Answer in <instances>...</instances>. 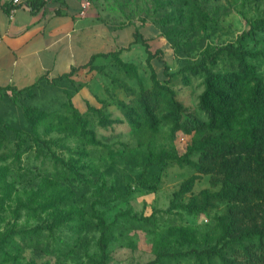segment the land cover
I'll list each match as a JSON object with an SVG mask.
<instances>
[{
	"label": "rangeland",
	"instance_id": "1",
	"mask_svg": "<svg viewBox=\"0 0 264 264\" xmlns=\"http://www.w3.org/2000/svg\"><path fill=\"white\" fill-rule=\"evenodd\" d=\"M89 1L103 25L101 49H119L123 60L136 65L144 87L151 86L150 69L144 46L132 42L134 29L148 37L152 52L160 51L172 73L168 82L187 120L205 119L198 109L203 76L179 73V69L197 62L205 52L237 43L243 32L264 20V0ZM260 26L242 41L245 48L264 50V25ZM99 61L105 64L102 71L82 69L72 80L0 95V239L12 235L20 244L6 246L13 258L0 264H147L158 252L168 257L173 251L201 249L215 241L216 220L224 203L207 210L183 207L201 189H218L210 175H201L191 192L174 198L181 182L195 171L171 156L186 153L192 133L172 130L166 122L156 133L133 129L125 121L100 126L88 105H99L111 118H122L117 101H128L140 84L113 58ZM252 61L260 67V61ZM153 64L165 81L162 61L156 58ZM26 105L48 116L33 125L24 115ZM74 107L87 110L84 127L73 115ZM70 158L73 168L61 161ZM191 158L196 159V154ZM19 198L34 205L49 201L60 209L17 213ZM63 210L69 219L60 223L55 214ZM178 227L194 230L195 240L172 237L169 231ZM21 231L32 232L33 241H23ZM163 260V264H198L193 256Z\"/></svg>",
	"mask_w": 264,
	"mask_h": 264
},
{
	"label": "trees",
	"instance_id": "2",
	"mask_svg": "<svg viewBox=\"0 0 264 264\" xmlns=\"http://www.w3.org/2000/svg\"><path fill=\"white\" fill-rule=\"evenodd\" d=\"M39 1L34 0L33 3ZM260 25H264V20H259L257 25L243 32L237 43L229 42L213 52H205L197 62L187 63L179 69V73L203 76L198 109L205 114L204 120L196 117L183 119L184 106L168 82L172 73L161 58L160 51H151L148 37L139 29H134L132 42L140 43L145 48L150 87H144L136 65L123 60L119 49L96 52L86 64L73 66L69 72L54 80H72V76L81 68L102 71L105 64H97L95 59L113 58L127 74L134 73L140 88L129 94L132 96L128 101H117L122 118H111L102 112L101 106L88 105L87 110L97 114L100 126L125 121L133 129L142 127L156 133L160 124L166 122L172 130L183 129L192 133L186 153L171 156L179 164H186L195 171L181 182L174 192V198L191 192L201 175H210L211 183L218 185V189H201L198 194H192L183 207L191 211L207 210L224 203V209L216 220L215 241L201 249L173 251L168 257L158 252L155 259L147 264H163V259L171 261L182 256H193L198 264H264V50L247 49L242 44L243 40L255 34L254 28H260ZM156 58L162 61L165 81L159 78L154 67L153 60ZM254 59L260 61V67L252 61ZM39 84L20 89L1 87L0 95L7 91L25 93ZM86 111L81 112L76 107L73 109V115L83 127L87 123L83 115ZM24 115L31 124L37 125L48 113L26 105ZM81 131L94 135L89 129L82 128ZM192 154H196V159L191 158ZM61 161L68 168L75 165L72 158ZM54 204L43 201L34 205L19 198L16 209L17 213L21 209L29 213L52 208L54 212L59 211V206L54 207ZM66 214L67 210H63L55 215L63 223L69 219ZM102 226L101 248L105 251L107 225L103 222ZM169 232L180 241H194L196 237L195 231L189 227H178ZM33 237L34 234L29 232L21 239L31 242ZM9 245L15 247L20 244L12 235L0 239V262L13 258L6 250Z\"/></svg>",
	"mask_w": 264,
	"mask_h": 264
},
{
	"label": "crops",
	"instance_id": "3",
	"mask_svg": "<svg viewBox=\"0 0 264 264\" xmlns=\"http://www.w3.org/2000/svg\"><path fill=\"white\" fill-rule=\"evenodd\" d=\"M33 1L22 0L11 13L10 0H0V88L52 83L92 54L117 50L101 49L104 29L93 1L85 7L86 0ZM99 58L94 62L102 64ZM82 69L88 70L75 74Z\"/></svg>",
	"mask_w": 264,
	"mask_h": 264
},
{
	"label": "built area",
	"instance_id": "4",
	"mask_svg": "<svg viewBox=\"0 0 264 264\" xmlns=\"http://www.w3.org/2000/svg\"><path fill=\"white\" fill-rule=\"evenodd\" d=\"M89 3H90L89 0H86L83 4V7L88 6ZM21 4H22V0H10L8 5L9 11L13 13L17 9V7H19Z\"/></svg>",
	"mask_w": 264,
	"mask_h": 264
}]
</instances>
